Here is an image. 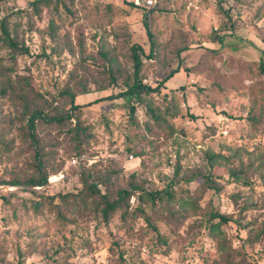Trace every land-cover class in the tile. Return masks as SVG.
Instances as JSON below:
<instances>
[{
    "label": "rangeland",
    "instance_id": "rangeland-1",
    "mask_svg": "<svg viewBox=\"0 0 264 264\" xmlns=\"http://www.w3.org/2000/svg\"><path fill=\"white\" fill-rule=\"evenodd\" d=\"M32 1L0 0V23L29 48L12 57L0 40V179L35 173L36 152L57 172L36 193L0 185V264H228L226 253L233 264H264V0H168L148 19L152 59L143 14L126 0H46L38 13ZM135 44L144 51L142 83L156 86L180 69L143 103L132 100L130 112L122 98L103 97L131 82ZM64 89L89 127L81 156L65 133L75 117ZM53 104L71 119L39 121L33 144L28 114ZM216 153L223 156L209 158ZM84 167L97 178L110 174L99 187L113 199L131 173L143 189L169 192L155 202L129 198V212L139 204L166 244L142 215L123 218L117 209L106 224L92 202L71 197L59 206L64 219L49 205L32 206L38 193L79 191ZM210 211L231 220L210 227Z\"/></svg>",
    "mask_w": 264,
    "mask_h": 264
},
{
    "label": "trees",
    "instance_id": "trees-1",
    "mask_svg": "<svg viewBox=\"0 0 264 264\" xmlns=\"http://www.w3.org/2000/svg\"><path fill=\"white\" fill-rule=\"evenodd\" d=\"M168 0H165L161 6H157L153 9L145 10L140 9L137 7H134L130 2L126 0V3L131 6L134 9L140 10L143 14V24L146 30V35L148 37V40L150 41L149 46V53L146 55L148 58L152 59L153 54L155 52V41L153 38V34L150 30L148 19L151 14L156 12H162L164 11V5L167 3ZM46 0H33L31 2V5L33 9L35 10V13H38V5L41 3H45ZM1 27V36L0 40L5 45V47L9 48L12 52L11 56L14 57L15 54H28L29 48L26 47L24 44L20 45L18 41L14 37H10L7 26L4 20H1L0 23ZM221 39V37L219 38ZM131 59L133 62V73L131 77V82H125L123 87L120 88V90L115 93L114 95H109L110 97H103L104 99H113V98H122L127 105L129 106L130 112H133L135 110V107L132 105L131 101L134 100L137 103H143L144 96L150 95L153 92H159L160 87L169 80L175 73H177L180 69L179 65L172 68L167 75L160 80V82L156 86H150L145 83H142V77L140 75V70L142 67V60H141V54L144 53L143 49L139 45H132L131 47ZM258 67L261 74L264 75V56H260L258 59ZM13 69L12 67H6V71L11 72ZM106 72L109 75V84L111 86H116V75L114 74V71L111 67L106 68ZM183 88V87H181ZM0 92H6V90L0 89ZM62 97H67V102L69 103V107L67 108V111L70 112L75 117V120L71 127L67 128L66 134L69 135V138L74 142V150H75V156H81V150L80 146L82 143L86 141V139L89 136V127L83 126L81 121L78 118V115L81 113V105L77 104L75 102V94L71 92L69 89H64L62 92H60ZM103 98L98 99L103 100ZM95 101V102H97ZM57 104V103H56ZM56 104L51 105L49 108H37L30 112L28 114V117L26 119V127H27V136L31 139V142L33 144H37V137L35 134L38 122H47L49 124H57V125H63L65 120H70L71 117L69 116L68 112L65 114L58 113V110L56 108ZM52 111V112H51ZM150 112L152 113V116L155 118V120H160L161 117L158 114H155L153 109H150ZM192 118H195L191 115ZM38 151V150H36ZM136 156H138L137 153H135ZM223 155L216 153L212 156H209L210 159H216L220 158ZM34 157L36 159L35 162V173H32L31 175L27 177H12L8 180L0 179V185L6 184L11 186H16V189L11 192H14L16 190H30L33 193L38 192L37 190L44 189L47 185V178L49 175L55 174L57 172L56 169H48L46 167V163L44 158L42 157L41 153L36 152L34 154ZM240 169L231 171L232 176H239L240 175ZM130 179L128 181V188L125 189H119L116 191L115 195L116 198H111V195L107 193L105 190H101L99 187L100 184H103L105 187L108 185L110 180V174L107 177L103 178H97L95 177L92 172L90 171L89 167H84L81 170L80 174V181L82 184V188L77 191L76 193H66V194H52V195H46L44 193H38L35 194L38 199H34L31 201L32 206L35 209L41 208L44 205H49L50 207L55 208L56 213L60 219H64V216L61 212V209L59 208L60 204H63L64 206L69 207L70 202L68 201V198H72V204L78 205V202L83 203L84 205L87 204L88 201L92 202L94 205V209L99 210L102 220L104 223L107 224V221L109 220L110 215L114 210H121L120 215L124 218L128 214L131 216L136 215H142L144 220L146 221L147 225L155 232V236L157 238V243L166 244V238L159 233L156 225L153 224V222L150 219V215H148L144 209L141 208L139 204H137L131 212H129V198L136 195V199L140 200L143 195L147 196L152 202H155L156 199H161V195L166 193V195H169V192H157V191H147L143 189L142 185L140 183H137L135 181V174L131 173L129 175ZM204 180L207 182L209 187H215V180L211 176H203ZM38 187H41L38 189ZM216 188V187H215ZM1 197V195H0ZM57 199V200H56ZM56 200V201H55ZM218 219L216 223H213L214 219ZM229 217L224 214L220 213L219 211H210L209 217L207 221L209 222L210 227H214L216 225H220L221 223L228 222ZM258 237V235H256ZM120 260H123L122 255H120ZM234 255L232 253H226L225 255V261L228 264H233Z\"/></svg>",
    "mask_w": 264,
    "mask_h": 264
},
{
    "label": "built area",
    "instance_id": "built-area-1",
    "mask_svg": "<svg viewBox=\"0 0 264 264\" xmlns=\"http://www.w3.org/2000/svg\"><path fill=\"white\" fill-rule=\"evenodd\" d=\"M130 2L134 7L140 8V9H153L157 6H161L165 0H127ZM71 162L73 164L78 162V157H73L71 159ZM7 190L12 191L16 189V186L7 185L5 186ZM41 188V187H38Z\"/></svg>",
    "mask_w": 264,
    "mask_h": 264
}]
</instances>
